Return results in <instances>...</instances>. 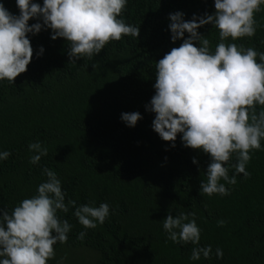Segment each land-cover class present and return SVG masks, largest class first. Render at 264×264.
<instances>
[{
	"label": "trees",
	"instance_id": "obj_1",
	"mask_svg": "<svg viewBox=\"0 0 264 264\" xmlns=\"http://www.w3.org/2000/svg\"><path fill=\"white\" fill-rule=\"evenodd\" d=\"M32 2L43 6V0ZM0 3L20 15L16 0ZM178 11L186 21L213 15L214 0H128L118 18L139 27V37L110 41L91 58L73 57L75 63L68 41L52 39L53 30L43 26L42 17L28 21L42 28L27 34L33 49L27 71L12 84L0 80V152L11 153L0 160V216L37 195L47 180L44 168L57 174L65 203L109 205V216L94 229L79 223L74 207L67 213L57 210L58 218L72 227L67 242L54 245L55 257L48 264H264V139L261 149L250 153V177L230 167L229 176L235 174L237 183L221 180L229 194L209 197L200 193V184L207 180L210 156L185 147L182 133L173 146L152 127L156 114L148 109L156 91V63L190 35L172 41L169 14ZM255 20L253 37L225 43L264 52V5ZM197 31L214 53L218 29L209 23ZM132 112L142 117L134 127L121 119L122 113ZM35 142L48 154L32 164L36 153L29 144ZM236 162L233 154L229 163ZM190 212L196 213L201 230L199 246L212 248L209 259L191 260L195 245L167 238V215ZM80 232H86L83 241L77 239ZM218 248L222 259L216 257Z\"/></svg>",
	"mask_w": 264,
	"mask_h": 264
},
{
	"label": "clouds",
	"instance_id": "obj_2",
	"mask_svg": "<svg viewBox=\"0 0 264 264\" xmlns=\"http://www.w3.org/2000/svg\"><path fill=\"white\" fill-rule=\"evenodd\" d=\"M127 2L43 0L41 6L32 0H16L19 16L0 3V80L12 84L27 71L33 58L27 34L42 28L41 23L30 26L31 18L42 17L43 26L53 30L52 39L63 37L68 41L70 61L75 63L73 57L91 58L110 41H119L123 36L139 37V27L118 18ZM261 5L264 0H214L213 15H194L186 21L182 12L169 14L172 41L183 38L185 32L190 35L156 63V91L148 110L156 114L152 127L164 141L174 146L178 133H182L185 147L201 149L210 156L207 180L200 184V193L209 197L229 194L221 180L228 185L237 183L235 174L229 176L230 167L236 174L250 177L246 170L252 159L250 153L260 150L264 139V52L225 43L228 38L236 41L255 35V13ZM209 23L219 31L220 42L214 53L210 51V41L197 31ZM257 106H261L259 112ZM141 118L139 112L121 114L130 127ZM29 150L36 153L30 157L32 164L48 154L39 142L30 143ZM233 154L237 162L230 164ZM10 155L8 151L0 152V160ZM193 163H198L195 157ZM43 174L47 180L38 186L37 195L24 198L0 216V264H48L55 257L54 245L66 243L72 227L67 220L58 218L57 210L67 213L69 206L74 207V215L85 229L96 228L97 222L103 224L109 216L107 203L99 207L76 206L75 200L65 203L57 174L48 168L43 169ZM195 216V212L169 214L163 228L173 243L195 245L191 260H199L201 255L209 259L212 248L199 246L201 230ZM224 223L220 220L218 226ZM85 235L80 232L77 239L83 241ZM223 255L218 248L216 257L222 259Z\"/></svg>",
	"mask_w": 264,
	"mask_h": 264
}]
</instances>
